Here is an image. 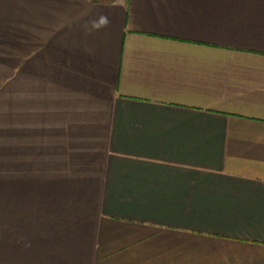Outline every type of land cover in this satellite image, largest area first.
Returning <instances> with one entry per match:
<instances>
[{"label": "crops", "instance_id": "obj_1", "mask_svg": "<svg viewBox=\"0 0 264 264\" xmlns=\"http://www.w3.org/2000/svg\"><path fill=\"white\" fill-rule=\"evenodd\" d=\"M0 264H264V0H0Z\"/></svg>", "mask_w": 264, "mask_h": 264}, {"label": "rangeland", "instance_id": "obj_2", "mask_svg": "<svg viewBox=\"0 0 264 264\" xmlns=\"http://www.w3.org/2000/svg\"><path fill=\"white\" fill-rule=\"evenodd\" d=\"M0 175H5V166H0Z\"/></svg>", "mask_w": 264, "mask_h": 264}]
</instances>
